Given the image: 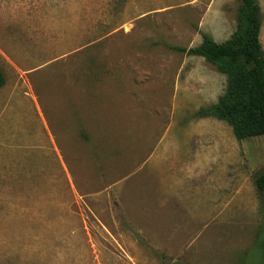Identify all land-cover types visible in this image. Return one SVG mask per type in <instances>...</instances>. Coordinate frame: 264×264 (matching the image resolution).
Here are the masks:
<instances>
[{
	"label": "rangeland",
	"instance_id": "1",
	"mask_svg": "<svg viewBox=\"0 0 264 264\" xmlns=\"http://www.w3.org/2000/svg\"><path fill=\"white\" fill-rule=\"evenodd\" d=\"M237 7L0 0V264H264V138L195 117L226 79L174 50Z\"/></svg>",
	"mask_w": 264,
	"mask_h": 264
},
{
	"label": "trees",
	"instance_id": "2",
	"mask_svg": "<svg viewBox=\"0 0 264 264\" xmlns=\"http://www.w3.org/2000/svg\"><path fill=\"white\" fill-rule=\"evenodd\" d=\"M236 1V27L225 41L217 43L209 34L201 32L199 44L174 50L202 58L225 76L223 94L215 103L199 108L195 117L225 122L234 138L241 141L258 136L264 138V52L259 40V5L255 0ZM4 83L0 70V88ZM254 185L258 195L263 196L264 170L255 177ZM262 249L264 253V242Z\"/></svg>",
	"mask_w": 264,
	"mask_h": 264
},
{
	"label": "crops",
	"instance_id": "3",
	"mask_svg": "<svg viewBox=\"0 0 264 264\" xmlns=\"http://www.w3.org/2000/svg\"><path fill=\"white\" fill-rule=\"evenodd\" d=\"M199 43H200V42H199ZM199 43H198V44H199ZM198 58H199V57H198ZM201 59H202V58H201ZM199 216H200V218H201V215H199Z\"/></svg>",
	"mask_w": 264,
	"mask_h": 264
}]
</instances>
